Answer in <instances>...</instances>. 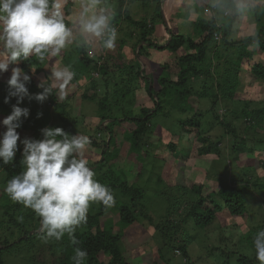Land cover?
<instances>
[{"label": "trees", "instance_id": "1", "mask_svg": "<svg viewBox=\"0 0 264 264\" xmlns=\"http://www.w3.org/2000/svg\"><path fill=\"white\" fill-rule=\"evenodd\" d=\"M127 1L118 0L116 8L109 9L116 21L126 13L123 16L124 20L134 27L131 35L138 37L135 48L139 43L144 42L149 47L167 50L170 57L162 64L163 72L161 71L157 76L151 72L148 76L143 75L145 72L141 71L140 62L132 58L123 60L120 53H118L119 57L113 58L111 49L102 47L95 51L99 57L104 56L99 63L86 53L85 47H78L77 52L80 53L78 68L92 65L99 71L100 76L104 74L103 76L115 77V79L118 78L119 73L121 74L119 80H115L116 89L113 96L107 92L100 97L97 90L101 83L94 84L97 90L93 87L95 90L93 94L89 93L88 87L82 93L84 99L97 102L102 120H110L106 125L96 128L101 133L99 138L90 136L92 144L103 149L100 160L93 167L89 164L95 172V179L108 185L115 195V200L121 202L112 208L115 211L118 208L124 223L134 224L140 220L139 218L146 217L154 227L155 233L149 234L146 238L151 239L154 235V239L158 237L155 241H159L154 244L157 255L155 254L156 258L152 260V264H176L172 261V249L175 250L176 245L180 250L178 253L183 257L178 264H201L200 261L194 262L189 252V245L197 239V229L207 233V237L210 238L211 234L208 231L213 228L218 229L219 225H223L221 232L225 239L216 245L213 244L214 246L209 250L210 255L214 257V264H260L255 256L253 240L260 230H264V100L246 98L245 91L249 90L251 83L264 82V0H252L253 3L250 4L248 3L250 0H194L174 8L170 3L167 6L170 0L167 4H162V0H158L157 14L149 19L139 20H135L127 13ZM241 2L246 7L241 6ZM73 5L74 2L69 1L63 7L66 22L69 23L71 22L68 18L73 15ZM165 9L168 13L175 11L178 17H187L191 21L189 26L186 25L189 33L184 28L179 30L167 23L169 19L165 15ZM156 16L158 18H155ZM221 16L228 19L219 22ZM246 20L253 23L255 29H251ZM157 21L162 23L158 24ZM113 26L118 30L119 26L115 24ZM159 26L162 29L161 33L158 31ZM174 26H176L175 22ZM255 39L259 40L258 45L254 42ZM217 43L219 44L216 46ZM145 45H142L140 54ZM53 59L55 57L49 55L45 61ZM44 62L32 56L28 61L21 59L10 64L6 72L0 73V116L5 118L9 115L12 105L17 102L13 97L5 103V97L8 95L7 81L10 78H7L6 74L11 76L15 67L28 72L31 80L26 86L30 94L34 95L43 91L38 85L42 80L39 73L44 70ZM114 67L115 70H112ZM78 70L74 75L75 79L81 78L82 72ZM79 79L78 87L81 84ZM138 79L144 82L143 86L155 107L151 109L142 106L139 113L131 114L133 108L129 111L125 110L129 105L132 107L136 105L132 100L135 98L134 90ZM48 81L58 84L52 78ZM127 95L130 96L129 102L125 100ZM124 100L127 105L121 108ZM73 101L69 96H64L62 99L57 87L54 88L53 95L43 103L26 97L20 106L29 108L31 112L37 106L49 109L52 107L50 111L53 120L49 122L48 127H61L71 134L76 127L73 126L76 120L70 109ZM120 111H123L122 114ZM160 114L164 116L161 118L162 122L153 123ZM22 119L23 123L17 129L21 140L24 138L23 132L28 130L34 134L32 138H43L39 128L44 124L34 126L29 117ZM129 122H133L136 127L132 128ZM118 125L120 131L126 129L125 132H120L124 136L119 138L116 137ZM157 127L170 132L171 136L166 135L168 141L166 150L175 160H181L185 164H191L189 163L193 158L190 154L191 146L179 143V140L184 134L190 135L188 137L190 144L193 142L191 139L196 138L198 148H192L196 150L197 157L211 160L205 179L214 182L213 187H209L204 181H194L190 187L185 183L163 187L161 194L167 197V203L162 214L149 212L140 203L146 192L144 188L135 187L134 184L129 185L126 178L121 182L115 180L118 176L109 163V160H115V147L118 148L120 144L116 139H121L124 144L122 151L117 154L118 171H126L131 160L139 162V167L142 169L146 161L141 160V157L152 159L151 164H155L157 158L164 162L160 154L153 153L151 156L149 149L152 145L151 134ZM4 131L6 126L0 122V133ZM159 140L164 141L161 136ZM240 155L252 156L258 161V167L253 163L254 160L247 162L246 165H239ZM21 160L22 148L19 147L12 163L0 165V174L4 183L23 171ZM178 165L180 166L181 163L179 162ZM259 167L263 170L260 171ZM168 191L173 193L172 196H167ZM180 191H183V194L190 192V197L183 201L179 200L176 194ZM93 204L98 210L94 212L90 208L87 222L76 229L75 236L80 243L72 244L73 251L76 247L87 250L88 255L84 264H132L121 248L123 232H115L102 219L110 212V208H106L102 203ZM93 204L90 207L94 208ZM6 206L5 213L8 214L10 211L8 214L10 233L14 235L17 230L28 234L25 239L22 238L18 242L41 235L29 234L24 222L17 218L21 217L25 222L29 221L37 226L40 218L33 210L11 201H8ZM252 213L261 214L263 220L251 222L252 228L246 232L245 219ZM191 226L193 229L188 231ZM236 229L239 231L238 234ZM180 233H184V236H179ZM65 237L69 238L67 235ZM18 242L12 244V241L3 238L0 234V251L3 248L13 247ZM164 250L167 251L166 254L163 253ZM73 255L74 252L67 258L53 259V262L44 264H74ZM102 256L107 257V260L101 259ZM46 257L50 259V254ZM36 258L37 256L34 255L32 262ZM0 264H5L1 256Z\"/></svg>", "mask_w": 264, "mask_h": 264}, {"label": "rangeland", "instance_id": "2", "mask_svg": "<svg viewBox=\"0 0 264 264\" xmlns=\"http://www.w3.org/2000/svg\"><path fill=\"white\" fill-rule=\"evenodd\" d=\"M73 1V15L72 17L68 18L70 22H73L75 17L78 15L80 11V0H63V7L69 2ZM168 0H162V4H167ZM194 2V0H170L168 1L167 6L171 7H177V5H181L184 2ZM145 2V3H144ZM264 2V1H263ZM102 3L105 7L108 9H115L118 0H102ZM127 8L129 13L135 20L139 19H145V18H152L155 14H157V6H158V0H128L127 1ZM253 3L252 0L248 2ZM241 6L246 7L244 3L241 2ZM109 9V10H110ZM64 10V9H63ZM111 11V10H110ZM112 12V11H111ZM162 12V11H161ZM165 15L167 17V23H170L172 27L178 28L181 30L184 28L187 33L189 22L191 21L189 19L183 18V16L178 17L179 15H175V11L172 10V13H168V10L165 9ZM126 13L123 14V16ZM118 18L116 21V18L113 15L112 24L115 26H119L117 30V40L115 42V46L111 49L113 58H117L118 53H120L121 57H123V60L125 59H135V61L140 62L142 64V72L143 75H148L151 72H154L155 75H159V73L163 72V66L164 62L170 57V54H168L167 50H160L156 48L149 47L148 45H145L144 42L139 43L138 47L135 48L136 41L138 39L137 35H134L132 37L131 30L134 29V27L128 25L127 21L124 20V17ZM170 16V18H169ZM155 18H158L157 16ZM227 17H219L218 21L223 22L227 20ZM151 20V19H150ZM247 21V20H246ZM174 22L176 26H174ZM248 22V21H247ZM158 24L162 23V21H157ZM120 24V25H119ZM188 25V26H186ZM191 25V24H190ZM248 26H250L251 29H255V25L253 23L248 22ZM159 33L162 32L161 27L159 26ZM219 38L221 35L219 34ZM77 39L79 37L77 36ZM101 42L99 40H96L94 45L91 48H85L86 53L89 54L90 51H96L98 49H101L103 46L100 44ZM219 43L216 44V46ZM146 46L143 49L142 54H140V46ZM80 45L77 43H70L65 49L61 51V53L58 56H54L55 59L52 61L46 60L44 62V70L41 71L40 76L43 79L48 80L51 78V69L56 68H62L64 66H70L71 69L74 71V73L81 70V78H74L73 80L65 87L63 92L59 91V96L64 98V96H69L73 98L72 106H70V109H72V114L75 117L76 122L73 123V126L75 127L74 131L75 133H71L72 135L75 134H83L87 135L90 140V136L93 137H100L101 133L96 130V128L100 127L101 125H106L110 122V120H102L101 113L99 111L97 102L95 100L91 99H84L82 97V93L86 90V88H89V93L93 94L95 91L94 88L97 90V88L94 86L95 83H101L99 86V89L97 90L100 97L104 96L107 92L110 96L115 95L114 90L116 89L115 86V80H119V76L121 75L119 73L118 78L115 79V77H108L103 76L102 74L99 78L97 74V69H95L94 66L90 65L89 67L87 65H83L82 67H79L80 62L79 61V55L80 53L77 52V49ZM120 49V51H118ZM105 49V48H103ZM148 51L150 54H148ZM8 54L4 50L3 46L0 45V59H4ZM85 66V67H84ZM245 68H247V64H245ZM115 70V67L112 69ZM6 74V73H5ZM6 77L9 78L10 75L6 74ZM94 77V78H93ZM126 78V76H125ZM78 79L80 81V87H78ZM108 81H110L107 85H105ZM136 82V81H135ZM247 82V80H246ZM137 86L134 90L135 92V98L132 100L136 103V105L127 106V109L125 111H129L132 108L131 114H137L141 111L142 106H148L151 109L155 107L154 102L152 98L147 93V90L145 89L144 82L141 79L137 80ZM104 86H103V85ZM123 84V83H121ZM139 85V86H138ZM94 87V88H93ZM93 88V89H92ZM92 89V90H91ZM113 90V91H112ZM245 97L252 99L256 98V100H264V82L261 83L259 81H256L255 83H251L249 90L245 91ZM129 102L130 96L127 95L125 97V100ZM124 100V105H121V108H125L127 105ZM206 103V102H205ZM203 103V105L205 104ZM53 108L50 109L47 107H35L34 111H30V115L28 116L30 118L31 123L34 126H37L38 124H44L41 128H39V132L41 133V129L44 127H48L50 123L53 120V116L51 114V111ZM123 111H120V114H122ZM38 113H42L38 117ZM129 113V112H128ZM176 113V111H175ZM51 114V117H50ZM163 115H159L153 120V123L162 122L161 118H163ZM4 117L0 116V122L2 123ZM161 120V121H160ZM50 122V123H49ZM132 124V128H135L136 125L133 122H129V125ZM127 126V125H126ZM123 132L126 131V129L121 130ZM119 130V125L117 126V133L116 137H123L124 135L121 134ZM122 132V133H123ZM24 138L29 137L32 138L34 134L32 131L28 130L23 132ZM166 135H170L169 131H165L159 127L154 130V132L151 134V141L152 145L149 147L151 156H153V153L160 154L164 158V162L157 158L155 161V164H151L152 159H148V157L142 159L143 161H146L145 166L141 169L139 167V162L136 160H131L128 163V167L124 170H119L116 167L119 164V157L117 154H119L124 144L121 142L122 140H117V143H120L118 148L115 147V160L111 161L109 160V163L112 164V168L116 171L115 175L118 176L117 180L118 182H121L126 178L127 183L134 184L135 187L144 188L146 190L143 199L140 200V203L146 207V209L149 212H159L158 214H162L165 211V206L167 203V197L165 195L161 194V190L163 187H168V185H180L182 183H185V185L189 186L192 185L194 181H199L206 183L209 187L214 186L213 181H206L205 174L207 168L210 166V159H201L196 156V150L194 151L192 147L198 148V144L196 143V138L193 137V142L190 144V140L188 137H190L189 134H184L181 140H179V143L187 144V146L190 147L191 151V158L189 160V163L191 164H185L181 160L174 159V156L172 157L169 154V151L167 149V140ZM160 136L164 139V141H160ZM192 137V136H191ZM23 138V139H24ZM176 139V137H174ZM18 146L23 149V145L20 141H18ZM103 149L101 147H97L90 143L86 146L85 150V156L89 161V164L92 165V167L100 160L102 157ZM247 155H240V159L238 160L239 165H246L247 162H250L251 160H254L253 163L257 165L258 167V161L256 159H253L252 156ZM108 158H110V155H108ZM176 158V157H175ZM181 163V165H178V161ZM154 162V161H153ZM163 162V165H162ZM184 164V165H183ZM219 165V164H218ZM260 171L263 170L262 167L258 168ZM7 183H4L2 180V174H0V234L3 235V238H8L10 241H12V244L15 243V241H20L22 238H26L28 234L20 233L16 230V233L13 235L11 234L10 230L8 229L10 216L7 213V202L11 201L13 202L10 197L5 192V187ZM190 192H187L186 194H183V191H180V193L176 194L178 195V199L183 201L184 199H187L190 197ZM120 194L123 196V194L120 192ZM172 192L168 191L167 196H172ZM119 195V194H117ZM115 197V195H114ZM129 200V197H127ZM121 202L115 200L114 206L119 205ZM94 206V204H93ZM112 206V207H114ZM110 207L109 213H107L102 219L104 222L106 221L107 225L115 232H123L124 239L123 243L121 244V248L123 250L124 255L126 256L127 260L132 262V264H152V260H155V254H156V248L154 247V244L159 243V241H155L154 235L151 237V239L148 238L149 234L155 233V229L151 224L149 223V220L144 218H139L137 222L134 224H127L124 223L121 220L120 212L115 211ZM94 212L98 210V208L95 206L94 208L90 207ZM116 208V207H115ZM138 209H140L138 207ZM24 210V209H22ZM163 211V212H162ZM18 214V213H17ZM16 214V215H17ZM153 214V213H152ZM151 214V215H152ZM156 215V214H155ZM19 221H23L25 224V228L29 230V234H38L39 233V225H35L34 223H31L29 221L25 222L24 219H21V217H17ZM158 219V218H157ZM246 225L244 226V230L247 232L249 228H252V223L254 220L259 221L263 220L262 215L258 213L256 215L255 213L249 214L247 218L245 219ZM220 224H223L220 222ZM223 225H219L218 229L213 228L208 231L209 234H211V237H207V233L201 232V229L196 230V236L197 239H195L190 245H189V252L190 255L193 257L194 262L200 261L201 264H214L213 260L214 257H212L209 253L210 248L214 246L213 244H217L220 241H222L224 238L223 233L221 232V228ZM193 226L188 228V231L192 230ZM236 233L238 234L239 231L236 229ZM226 234V232H225ZM66 236V235H65ZM63 237L61 240L57 241L55 239H44L41 235H36L35 237L29 239V240H22L21 242L16 243L13 247L9 248H3L0 251V256L3 259L5 264H44V263H51L53 262V259L57 258H67L71 254H73V246L69 238ZM159 236V235H158ZM179 236H184V233H180ZM234 237V236H233ZM157 240V239H156ZM176 245V244H175ZM169 247V246H166ZM176 249H172V261L176 264H178L179 261L183 260L182 255L178 253V246H175ZM166 250L163 251L164 254H166ZM50 254V259H47V255ZM175 254V256H174ZM34 255L37 256L36 260L32 262ZM157 255V254H156ZM167 257H169L167 255ZM101 259L104 261L107 260V257L102 256Z\"/></svg>", "mask_w": 264, "mask_h": 264}, {"label": "clouds", "instance_id": "3", "mask_svg": "<svg viewBox=\"0 0 264 264\" xmlns=\"http://www.w3.org/2000/svg\"><path fill=\"white\" fill-rule=\"evenodd\" d=\"M79 7L78 15L69 23L63 0H0V45L8 54L0 59V73L6 72L10 64L28 61L32 56L44 62L49 55L58 56L70 43L91 48L99 40L103 48L112 49L117 40L113 13L102 0H80ZM254 42L259 44L258 39ZM74 75L70 66L54 67L51 78L58 84L43 79L38 85L43 91L33 95L26 86L31 76L19 67L13 68L5 103L13 97L17 102L2 121L6 131L0 133V165L13 162L20 141L23 171L7 181L5 192L13 202L36 213L40 218L39 234L44 239L59 241L67 235L73 245H79L75 232L87 222L91 204L102 203L106 208L115 204L111 188L95 179L85 156L89 137L71 135L61 127H44L42 139L21 140L17 131L22 118L30 115L29 108L20 106L26 97L43 103L53 95L54 88L63 92ZM253 243L256 259L264 264V230L256 234ZM87 255V250L76 247L72 260L84 264Z\"/></svg>", "mask_w": 264, "mask_h": 264}, {"label": "built area", "instance_id": "4", "mask_svg": "<svg viewBox=\"0 0 264 264\" xmlns=\"http://www.w3.org/2000/svg\"><path fill=\"white\" fill-rule=\"evenodd\" d=\"M90 52H91V55H90V56H91L92 58L98 60L99 63H101L102 60L104 59V56H103V55H102V57H99L95 51L92 50V51H90ZM90 52H89V53H90ZM104 54H105V53H104ZM97 74H98V76L100 75L98 70H97Z\"/></svg>", "mask_w": 264, "mask_h": 264}, {"label": "water", "instance_id": "5", "mask_svg": "<svg viewBox=\"0 0 264 264\" xmlns=\"http://www.w3.org/2000/svg\"><path fill=\"white\" fill-rule=\"evenodd\" d=\"M142 46H140V48H141Z\"/></svg>", "mask_w": 264, "mask_h": 264}]
</instances>
